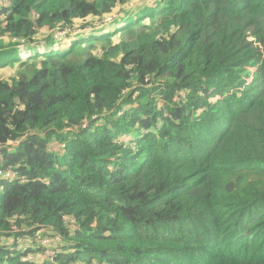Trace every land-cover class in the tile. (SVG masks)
<instances>
[{
  "label": "trees",
  "instance_id": "16d2710c",
  "mask_svg": "<svg viewBox=\"0 0 264 264\" xmlns=\"http://www.w3.org/2000/svg\"><path fill=\"white\" fill-rule=\"evenodd\" d=\"M10 139L0 264H264V0H0Z\"/></svg>",
  "mask_w": 264,
  "mask_h": 264
},
{
  "label": "built area",
  "instance_id": "2783aa9c",
  "mask_svg": "<svg viewBox=\"0 0 264 264\" xmlns=\"http://www.w3.org/2000/svg\"><path fill=\"white\" fill-rule=\"evenodd\" d=\"M88 124L87 120L81 125L75 126V128L86 127ZM67 130H70L68 128ZM19 141L10 139L5 143H0V151L8 146L17 145ZM19 176V171L16 169H5L0 168V179H15ZM23 181H27V177H22ZM72 224L74 220H71ZM64 246L63 238L60 234L49 233L44 228L36 229L29 235H24L17 240V249L22 253H25L23 260L43 262L53 261L55 257L62 252Z\"/></svg>",
  "mask_w": 264,
  "mask_h": 264
},
{
  "label": "rangeland",
  "instance_id": "374dc122",
  "mask_svg": "<svg viewBox=\"0 0 264 264\" xmlns=\"http://www.w3.org/2000/svg\"><path fill=\"white\" fill-rule=\"evenodd\" d=\"M42 43H43V42H42ZM42 45H43V44H42ZM40 49H41V52L44 50L42 46L40 47ZM23 55L26 56V57L29 56V54H26V53H24V52H23ZM26 57H25V58H26ZM1 195H2V192H0V196H1ZM49 233H51V232H49Z\"/></svg>",
  "mask_w": 264,
  "mask_h": 264
}]
</instances>
